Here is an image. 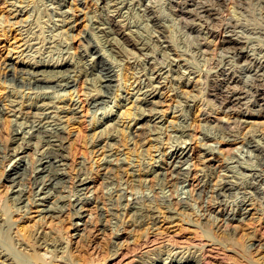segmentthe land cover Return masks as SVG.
I'll return each mask as SVG.
<instances>
[{
  "label": "rangeland",
  "instance_id": "1",
  "mask_svg": "<svg viewBox=\"0 0 264 264\" xmlns=\"http://www.w3.org/2000/svg\"><path fill=\"white\" fill-rule=\"evenodd\" d=\"M228 35L264 58V0H0V264H264V71ZM33 60L69 61L72 83L4 76ZM41 118L63 125L65 174L42 187L39 135L12 131Z\"/></svg>",
  "mask_w": 264,
  "mask_h": 264
},
{
  "label": "bare ground",
  "instance_id": "2",
  "mask_svg": "<svg viewBox=\"0 0 264 264\" xmlns=\"http://www.w3.org/2000/svg\"><path fill=\"white\" fill-rule=\"evenodd\" d=\"M107 1V0H106ZM15 2V1H13ZM16 7V6H15ZM21 8V7H20ZM17 9V8H16ZM62 12V11H61ZM66 17V16H65ZM181 17V16H180ZM193 17V16H192ZM195 18V17H194ZM192 19V18H191ZM224 24V23H223ZM163 32V31H162ZM261 36V35H260ZM86 37L88 38L89 36L86 35ZM200 37V36H199ZM160 38V37H159ZM34 39V38H33ZM211 39V38H210ZM89 40V39H88ZM115 40V39H114ZM120 40V39H119ZM217 40V38H216ZM260 41V40H259ZM30 42V41H29ZM219 42L221 44H233V46L237 49V52L239 53V57H242L244 58L245 60H247L250 64L247 65L248 63H245V65L243 66V69L244 70H247V71H253L254 73H256L257 71L259 70H262L264 71V58H261L260 56H257V54L254 52V51H250L248 49H245L243 45V42L241 41V39H239L237 36H232V35H228V36H225V37H222ZM52 44V43H51ZM237 44H240V46L238 47ZM60 45V44H59ZM199 46V45H198ZM55 47V46H54ZM33 48V47H32ZM49 48V47H48ZM88 48H90L91 52L93 53V63L95 64V60H96V57L95 55L98 57V59L96 61H98V63L101 65V67L104 69V73H105V83L108 88L111 87V85L113 83H111V76H112V71L113 70V66L111 64V62H109L103 55L100 54V50L98 48L97 45H95L93 42H90L88 44ZM177 48V47H176ZM264 47L261 46V50L263 49ZM111 51V50H110ZM259 52V51H258ZM91 53V54H92ZM149 53V52H148ZM30 54V53H29ZM260 54V53H259ZM75 56V55H74ZM100 56V57H99ZM238 57V58H239ZM73 59V58H72ZM243 59V60H244ZM91 60V59H90ZM158 60V59H157ZM243 62V61H242ZM68 63L69 61L67 62V60L63 61L62 63H59V65L57 67L55 66H48V62H43V61H40V60H33L31 61L30 63L24 65V66H21V67H18V69L16 68L17 71L19 72H14V70L12 72H10L7 76V74H4V76L6 77H10L12 80H15V83L17 82L18 84L20 85H26L28 87H36V86H43V85H60V84H64V85H67L69 84L70 79L68 78L67 80H65L64 82H62L60 79H58V77L56 75H61L63 76L62 74H65L66 73V69L70 68V66H68ZM57 63L54 64L51 63V65H56ZM71 64V63H70ZM69 64V65H70ZM62 65H65V66H62ZM235 66V65H234ZM66 68V69H65ZM85 68V67H84ZM100 68V67H99ZM234 68V67H233ZM13 69V68H12ZM71 69V68H70ZM188 69V67H187ZM15 70V71H16ZM50 71V72H49ZM99 71V70H98ZM57 72V73H55ZM59 72V73H58ZM53 73V74H51ZM102 74V73H101ZM184 74V73H183ZM97 75V74H96ZM54 76L56 78H54ZM60 76V77H61ZM232 76V75H231ZM102 77V76H101ZM100 78V77H99ZM104 78V77H103ZM243 78V77H242ZM232 79V78H231ZM146 81V80H145ZM235 81V80H234ZM8 83V82H7ZM72 83V82H71ZM109 84L110 87H109ZM100 86V85H99ZM98 87V86H97ZM90 88V87H89ZM97 90V89H96ZM107 90V89H106ZM149 90V89H148ZM23 92V91H22ZM105 92V91H104ZM245 92V91H244ZM107 94L106 93H101L97 95H95V92L94 93H91L90 94V102L95 105L96 103L100 102L101 100H104L105 99V96ZM243 95V94H242ZM241 95V96H242ZM223 96V95H222ZM234 96V95H233ZM236 96H237V93H236ZM180 97V96H179ZM232 98V97H231ZM260 98H264V92L261 93V96ZM258 99V98H257ZM234 100V99H233ZM222 102V101H221ZM43 103V102H42ZM45 103H48L47 101ZM224 103V102H223ZM227 103V102H226ZM245 103V102H244ZM100 104V103H99ZM154 108V107H153ZM143 109V107H142ZM146 109V108H145ZM227 109V108H226ZM0 110H2L0 108ZM38 110V109H37ZM156 110V109H155ZM41 111V110H40ZM143 111V110H142ZM237 118V117H236ZM43 120L42 118L40 120H32L31 122H29V124H27V127H23L21 126L22 124H20L19 126H15L14 127V130L12 129V131H14L15 134H19V133H28V135H39L38 139L40 140L39 144L37 147L41 148V151L38 152L40 153V159H42L43 157H46V159H43L46 161V163L44 162V164H42L41 168L39 170H41L42 168L44 167H49V169L51 170V167H58V165L61 163L60 161L63 160V155H62V149L61 148H64V142H63V139H64V135L62 133V130H63V125L60 126L59 123H55V122H52L50 121V118L49 119H44V121H41ZM17 121V120H16ZM25 125V124H24ZM158 126V125H157ZM176 131V130H175ZM24 133V134H25ZM172 134V133H171ZM16 136V135H15ZM20 137H22L21 135H19ZM156 136V135H155ZM25 138V137H24ZM41 138V139H40ZM15 139V138H14ZM23 139V137H22ZM16 140V139H15ZM20 141V140H19ZM27 141V140H26ZM177 141V140H176ZM20 143V146H21V142ZM25 144V143H24ZM16 146V145H15ZM185 146V145H184ZM184 146H179L177 148V150L180 148V153H178L177 151H172V160L173 161H177L176 159L181 156L180 154L184 151ZM1 147V146H0ZM3 147V146H2ZM6 147V146H5ZM3 147V148H5ZM17 149V147H15ZM19 149V147H18ZM22 151V149H21ZM162 152V151H161ZM7 153V152H6ZM184 153V152H183ZM12 155V154H11ZM21 155V153H20ZM39 155V154H38ZM251 155V154H250ZM176 157V158H175ZM182 158V156H181ZM37 159V158H36ZM179 159V158H178ZM1 160V159H0ZM29 160V159H28ZM42 160V161H43ZM181 160V159H180ZM26 161V160H25ZM27 162V161H26ZM34 162V161H33ZM117 162V161H116ZM170 162V161H169ZM261 163V162H260ZM27 163H25V166L24 168H27L26 166ZM31 164V163H30ZM174 167L176 168V170L178 169V166L176 165V163H174ZM29 165V164H28ZM62 165V164H61ZM35 166V165H34ZM173 167V168H174ZM30 168V166H29ZM147 168V167H146ZM58 169V168H57ZM39 170H35L34 173L30 174L27 176V178L31 179L32 182L34 183H37L38 184H41V187L46 183V181L48 180H54V179H59L60 181L61 180H65V174L64 172L62 171H58L56 169H53L51 171H49L47 173V177L46 178H42V179H39V176H40V172ZM46 170V169H45ZM48 170V169H47ZM19 171V170H18ZM17 171V172H18ZM182 171V170H181ZM180 171V173H181ZM28 172V171H27ZM26 172V174H27ZM177 172V171H176ZM22 173V172H21ZM19 174V172H18ZM24 173L21 174V176L23 175ZM25 174V176H26ZM179 174V173H178ZM46 175V174H45ZM171 175V174H170ZM21 176H19L21 178ZM24 176V177H25ZM87 176V175H86ZM86 176H82V175H79L78 178L76 179V183L75 185H78V187H84L85 183L87 182V179H86ZM11 179H12V176H11ZM17 179V178H16ZM24 180V179H23ZM230 180V179H229ZM14 181V180H13ZM16 181H19V179H17ZM51 181V182H52ZM58 181V180H57ZM20 182V181H19ZM22 182V181H21ZM17 184V183H15ZM21 184V183H20ZM19 183L17 184V188L15 189V193H18V196H19V193L22 192V189L20 186ZM28 184V183H27ZM48 185V184H47ZM55 186V185H54ZM217 186V185H216ZM38 187V186H37ZM173 188V187H172ZM44 189V188H43ZM42 188H39L40 192L43 191ZM46 189V188H45ZM48 190V189H47ZM222 191V190H221ZM36 192V191H35ZM54 193V192H53ZM57 193V192H56ZM59 193V192H58ZM190 193V192H189ZM33 194V193H32ZM49 194L50 193H47V192H44V194H42V198H47L49 197ZM55 194V193H54ZM120 194V193H119ZM200 194V193H199ZM16 195V194H15ZM23 195V194H22ZM40 195V194H39ZM52 195V194H51ZM17 196V197H18ZM41 196V195H40ZM145 196V195H144ZM22 197V196H21ZM21 197H18V199H20ZM84 197V196H83ZM140 197V196H139ZM194 197V196H193ZM16 198V197H15ZM63 198V197H62ZM80 198V197H79ZM78 197H75L74 200H73V203L75 204L78 199ZM86 198V197H85ZM120 198V197H118ZM182 198V197H181ZM177 199V198H176ZM65 200V199H64ZM56 201V200H55ZM80 201V200H79ZM136 199L134 200H131V202H135ZM177 202H179V204H182V205H186L187 204V199L185 198H182L181 200L180 199H177ZM15 203V202H14ZM69 203V201H68ZM71 203V202H70ZM51 205V204H50ZM207 205V204H206ZM60 208V207H59ZM55 210L53 207L50 206V211L51 213L53 214V210ZM141 211V210H140ZM50 213V214H51ZM51 214V215H52ZM134 215V214H133ZM10 216V215H9ZM214 216V215H213ZM85 220V219H84ZM11 223V222H10ZM45 235V234H44ZM43 235V236H44ZM46 237V236H45ZM41 238L42 241L46 244H48L49 246L51 245L52 247H50L52 250H55V251H59L61 250V247L63 246L61 243L62 241L58 238H52L50 240H47V238ZM41 243V242H40ZM64 247V246H63ZM1 251V250H0ZM6 251V250H5ZM7 252V251H6ZM6 252H2V254L6 253ZM5 255V254H4ZM7 255V254H6ZM252 256V255H251ZM4 259H10V262L12 263H17L15 259H13L11 256H4ZM195 261L196 259H191L190 261H184L183 264H186L187 262L189 264H195ZM253 261V260H252ZM140 263V262H139ZM258 263V262H257Z\"/></svg>",
  "mask_w": 264,
  "mask_h": 264
}]
</instances>
